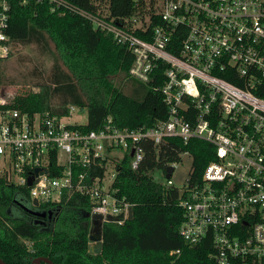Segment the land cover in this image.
I'll return each mask as SVG.
<instances>
[{"label":"built area","instance_id":"built-area-1","mask_svg":"<svg viewBox=\"0 0 264 264\" xmlns=\"http://www.w3.org/2000/svg\"><path fill=\"white\" fill-rule=\"evenodd\" d=\"M47 2L52 12L81 14L127 45L130 76L146 82L160 67L163 82L155 88L167 114L137 127H120L108 115L100 128L82 130L83 123L70 120L71 111L82 108L70 105L66 116L29 114L5 107L10 101L0 94V177L26 185L30 205L33 199L59 204L64 193L78 192L89 197L90 215L122 224L132 205L113 186L123 157L137 170L149 147L158 156L172 148L169 138L200 139L214 150L198 180H191L188 151L150 170L154 180L173 187L175 165L191 160L184 186H174L182 196L180 237L188 244L209 238L213 264H264V0H154L151 12L122 22L66 0ZM9 8L0 0V61L12 51L5 32ZM36 167L46 171L35 174ZM77 167L103 172L86 179ZM180 253L168 251L172 261Z\"/></svg>","mask_w":264,"mask_h":264},{"label":"trees","instance_id":"trees-1","mask_svg":"<svg viewBox=\"0 0 264 264\" xmlns=\"http://www.w3.org/2000/svg\"><path fill=\"white\" fill-rule=\"evenodd\" d=\"M8 1V42L46 48L52 66L48 78L37 83V90L14 95L5 107L29 114L47 111L66 116L69 106L74 105L86 111V121L79 126L82 130L100 128L108 115L120 127L147 126L166 116L161 92L155 88L163 82L160 67L148 81H140L128 74L133 55L127 45L95 28L83 15L52 12L47 0ZM66 1L86 13L117 22L154 8V0ZM135 34L151 37L140 31ZM169 143L172 148L165 147L166 152L161 150L158 156L149 147L137 170L130 168L128 155L117 164L113 186L119 197L132 204L131 216L122 224L102 223L98 254L87 250L91 228L87 195L74 192L67 197L64 193L59 204L39 203L36 210L51 208L47 223V213L36 216L22 208L31 207L26 185L0 177V258L6 264H35L38 256L54 264H213L209 238L188 244L178 233L182 221L180 191L154 180L150 170L166 161H178V153L188 151L192 155L191 180H198L213 158L214 147L195 138L187 143L169 138ZM77 171L86 172L89 179L101 175L103 168L77 167ZM174 248H180L181 253L172 261L168 251Z\"/></svg>","mask_w":264,"mask_h":264},{"label":"rangeland","instance_id":"rangeland-1","mask_svg":"<svg viewBox=\"0 0 264 264\" xmlns=\"http://www.w3.org/2000/svg\"><path fill=\"white\" fill-rule=\"evenodd\" d=\"M52 66V57L47 49H42L36 43L20 44L12 46L10 55L0 61V94L7 100L17 94H25L31 90H37V83L46 80ZM128 91V90H127ZM71 121L84 123L86 111L76 109L71 111ZM120 158L121 152H112ZM191 160L178 162L171 175L172 185L182 188L188 178ZM159 173H157L158 175ZM160 180L163 176L158 175ZM15 213L16 211L13 210ZM89 222H91L89 218Z\"/></svg>","mask_w":264,"mask_h":264},{"label":"water","instance_id":"water-1","mask_svg":"<svg viewBox=\"0 0 264 264\" xmlns=\"http://www.w3.org/2000/svg\"><path fill=\"white\" fill-rule=\"evenodd\" d=\"M186 158V155L182 157V160ZM46 169L44 167H36L34 172L35 174L37 173H42L45 172ZM172 171V166H167L166 167V177L169 176L170 172ZM31 182V177L29 176L27 179V183L30 184ZM32 206H37L38 202L37 200L33 199L31 201ZM24 210L36 215V216H44L46 213L50 216L51 211L48 210L46 211H39L36 209H33L32 207H27L23 206L22 207ZM91 220V228H90V233H89V240L90 242L88 243L87 250L89 253L92 254H98L101 251L102 248V235H101V221H100V215L98 213H90L87 214ZM131 216V208H129V215L128 217ZM41 261L47 262L49 264H54L50 259L47 257L43 256H38L34 259L35 264H41ZM0 264H6L1 258H0Z\"/></svg>","mask_w":264,"mask_h":264},{"label":"flooded vegetation","instance_id":"flooded-vegetation-1","mask_svg":"<svg viewBox=\"0 0 264 264\" xmlns=\"http://www.w3.org/2000/svg\"><path fill=\"white\" fill-rule=\"evenodd\" d=\"M31 207H32L33 209H37V208H38V205H37V206H32V204H31ZM38 210H39V209H38ZM48 210H51V208H49V209H47V210L40 209V211H48ZM50 216H51V214H50ZM50 216L47 214V219H48L47 223L50 221ZM42 223H45V222L43 221Z\"/></svg>","mask_w":264,"mask_h":264}]
</instances>
